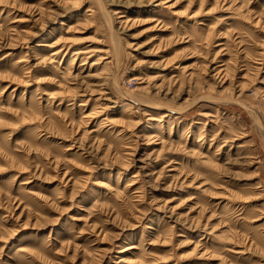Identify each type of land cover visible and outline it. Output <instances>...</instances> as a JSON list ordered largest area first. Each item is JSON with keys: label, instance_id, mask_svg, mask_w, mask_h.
<instances>
[{"label": "rangeland", "instance_id": "obj_1", "mask_svg": "<svg viewBox=\"0 0 264 264\" xmlns=\"http://www.w3.org/2000/svg\"><path fill=\"white\" fill-rule=\"evenodd\" d=\"M0 264H264V0H0Z\"/></svg>", "mask_w": 264, "mask_h": 264}, {"label": "bare ground", "instance_id": "obj_2", "mask_svg": "<svg viewBox=\"0 0 264 264\" xmlns=\"http://www.w3.org/2000/svg\"><path fill=\"white\" fill-rule=\"evenodd\" d=\"M119 17H126V14H124V13H122ZM66 51V50H65ZM59 51L58 50H55V51H52V55H57V53H58ZM65 53V52H64ZM76 55H79V54H85L86 53V50H84V49H78L76 52ZM75 58V57H74ZM104 59H107L106 57L104 58ZM83 63H85V62H83ZM92 63V65H96L98 62L96 61H93V62H91ZM138 78V77H137ZM135 79V78H134ZM131 96V95H130ZM133 99V98H132ZM88 115V114H87ZM167 115V113H164V114H162V116H166ZM130 186H133V185H135V183L134 182H131L130 184H129ZM134 248H136V245H134V244H130L129 246H127V247H125L124 248V251H126V250H132V249H134ZM124 258H121V260H123Z\"/></svg>", "mask_w": 264, "mask_h": 264}]
</instances>
